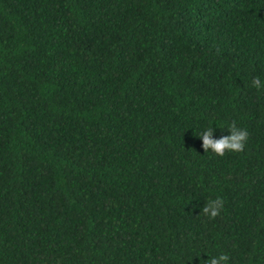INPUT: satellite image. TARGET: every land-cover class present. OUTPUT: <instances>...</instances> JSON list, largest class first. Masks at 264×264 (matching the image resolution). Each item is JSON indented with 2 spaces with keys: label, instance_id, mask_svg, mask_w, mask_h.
I'll use <instances>...</instances> for the list:
<instances>
[{
  "label": "trees",
  "instance_id": "1",
  "mask_svg": "<svg viewBox=\"0 0 264 264\" xmlns=\"http://www.w3.org/2000/svg\"><path fill=\"white\" fill-rule=\"evenodd\" d=\"M221 254L264 264V0H0V264Z\"/></svg>",
  "mask_w": 264,
  "mask_h": 264
},
{
  "label": "clouds",
  "instance_id": "2",
  "mask_svg": "<svg viewBox=\"0 0 264 264\" xmlns=\"http://www.w3.org/2000/svg\"><path fill=\"white\" fill-rule=\"evenodd\" d=\"M252 86L259 89L262 87L261 81L258 77L253 78ZM230 129V135L223 136L219 139H213V128H207L202 131L199 136L202 138V147L204 151L211 150L213 153L223 156L226 151H243L244 145L248 139V132L246 129L238 128L235 121L228 127ZM223 207V201L218 197L215 200H210L202 209L205 215L212 218L219 215L220 210ZM211 209V211H210ZM229 259L226 254H221L218 257H211L208 260H204V264H225Z\"/></svg>",
  "mask_w": 264,
  "mask_h": 264
}]
</instances>
